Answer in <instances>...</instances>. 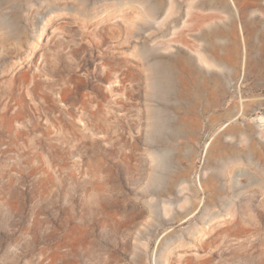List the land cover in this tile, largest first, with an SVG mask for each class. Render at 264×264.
<instances>
[{
  "label": "rangeland",
  "instance_id": "1",
  "mask_svg": "<svg viewBox=\"0 0 264 264\" xmlns=\"http://www.w3.org/2000/svg\"><path fill=\"white\" fill-rule=\"evenodd\" d=\"M0 264H264V0H0Z\"/></svg>",
  "mask_w": 264,
  "mask_h": 264
},
{
  "label": "bare ground",
  "instance_id": "2",
  "mask_svg": "<svg viewBox=\"0 0 264 264\" xmlns=\"http://www.w3.org/2000/svg\"><path fill=\"white\" fill-rule=\"evenodd\" d=\"M155 8V6H150L149 7V11L151 12L153 9ZM152 71V75L154 77V79H156V81L158 80L159 82H162V85L165 86L166 91L167 89H170V76L168 71L166 70V68L160 64V62H156L153 64V67L151 69ZM158 83V82H156ZM160 84V83H159ZM158 84V85H159ZM157 85V84H156ZM157 85V86H158ZM161 85V84H160ZM161 86H160V90H161ZM164 88V87H163ZM164 88V90H165ZM157 89H159V87H157ZM157 91V90H156ZM162 93V92H161ZM165 93V92H164Z\"/></svg>",
  "mask_w": 264,
  "mask_h": 264
}]
</instances>
